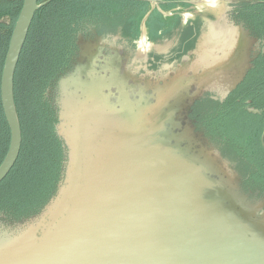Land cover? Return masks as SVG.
Returning <instances> with one entry per match:
<instances>
[{"label": "water", "instance_id": "1", "mask_svg": "<svg viewBox=\"0 0 264 264\" xmlns=\"http://www.w3.org/2000/svg\"><path fill=\"white\" fill-rule=\"evenodd\" d=\"M259 1L182 0L179 26L152 40L144 20L136 49L120 33L80 36L48 92L64 149L57 190L0 232L36 225L50 209L55 220L40 242L30 232L3 244L0 264H264V199L243 191L236 164L193 117L198 102H223L254 68L261 42L233 12ZM44 5L23 0L2 70L10 145L0 184L22 151L15 76Z\"/></svg>", "mask_w": 264, "mask_h": 264}, {"label": "trees", "instance_id": "2", "mask_svg": "<svg viewBox=\"0 0 264 264\" xmlns=\"http://www.w3.org/2000/svg\"><path fill=\"white\" fill-rule=\"evenodd\" d=\"M157 1L39 0L45 5L35 15L15 76V104L23 144L15 168L0 184V216L8 223H21L37 215L57 190L64 149L56 134L57 112L48 92L59 76L71 68L80 36L87 39L94 31L120 33L136 49L144 20L149 39L167 36L180 24L175 9L188 4L161 0L170 1L158 7L173 14L166 17L158 11L151 14L153 2ZM22 5L23 0H0V88L10 38ZM233 18L244 23L261 42L254 68L223 102L210 97L198 102L193 117L222 156L236 164L243 191L263 200L264 0L240 4ZM48 140L55 143L54 152ZM9 145L10 130L0 91V166Z\"/></svg>", "mask_w": 264, "mask_h": 264}, {"label": "rangeland", "instance_id": "3", "mask_svg": "<svg viewBox=\"0 0 264 264\" xmlns=\"http://www.w3.org/2000/svg\"><path fill=\"white\" fill-rule=\"evenodd\" d=\"M8 21V19H6ZM179 137H181L183 139V143L185 144V146L189 147L190 144H192V140L190 137L187 136V134L185 132H182ZM49 143V147L51 149V151L55 149V143L51 142L50 140H48ZM192 151H195L194 148H192ZM221 177H223L224 179L228 180L229 178L227 176H225V174H222ZM214 179H216L215 177H212ZM218 180V179H217ZM244 200L242 199V202ZM54 210L50 209L47 210L46 213L37 221L38 224L30 226L29 228H23V229H14V230H8V231H4L2 230L0 232V248L3 247V244L8 243V242H14L15 240L19 239L22 236H25L27 234H29L30 232L34 233L36 235V240L37 242H40L43 238L44 235V231L47 230L48 226L52 224V222H54V218L55 216L53 215ZM181 225L184 227L185 223L184 221H180ZM1 225H8V224H12V223H6L4 221H0ZM24 230V231H23ZM34 230L36 232H34ZM23 231V232H21ZM21 232V233H20ZM243 254V250L240 248L238 249V255L242 256Z\"/></svg>", "mask_w": 264, "mask_h": 264}, {"label": "flooded vegetation", "instance_id": "4", "mask_svg": "<svg viewBox=\"0 0 264 264\" xmlns=\"http://www.w3.org/2000/svg\"><path fill=\"white\" fill-rule=\"evenodd\" d=\"M178 1L179 0H176L174 2H176V4H178ZM167 2H170V1H161V0H159V1L156 2V4L154 3L153 4V7H152L153 8V11H152L151 14L154 15L156 11L159 12L158 7H161L162 5H165ZM174 12H176V11H174ZM0 221H4V222H7L8 223V221L4 217H2V216H0Z\"/></svg>", "mask_w": 264, "mask_h": 264}]
</instances>
